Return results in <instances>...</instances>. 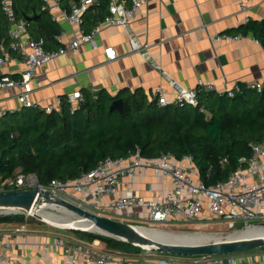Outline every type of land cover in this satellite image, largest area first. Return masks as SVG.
<instances>
[{"label":"crops","instance_id":"0c3cea01","mask_svg":"<svg viewBox=\"0 0 264 264\" xmlns=\"http://www.w3.org/2000/svg\"><path fill=\"white\" fill-rule=\"evenodd\" d=\"M67 5V0H61L62 7ZM52 13L56 19L53 20L48 12L50 19L57 24L58 31H63L64 41L85 31L83 24L66 22L59 10ZM100 21L91 26L99 23L95 46L82 44L37 69L30 98L39 106L53 103L56 96L65 99L75 90L82 95L101 90L110 95L122 90H141L150 99L157 87L171 94L170 80L192 88L200 78L213 84L215 91L231 88L234 84L264 81V0L147 1L137 10L131 27L139 40L149 44V59L129 50L127 35L121 26ZM106 46L114 49L113 59L105 55ZM2 47L10 56L2 72L18 76L23 65L19 55L10 50L9 38ZM45 47L51 49L46 40ZM18 91L17 87L0 89V114L23 108L17 100ZM122 179L123 183L128 181L127 177ZM132 182L134 194L158 201L174 187L170 177L155 176L150 170L139 171ZM123 183L114 195L103 197L100 214L126 221H143L144 206H137L130 212L110 208L111 199L125 194ZM74 194L80 203L91 206L89 198ZM20 224L0 223V248L22 264H72L64 251L65 245L93 240L100 243L98 239L82 240L74 233V236L57 234L32 223H25V231H15ZM3 243L9 246L3 247ZM246 255L252 257V254ZM76 264L87 263L79 257Z\"/></svg>","mask_w":264,"mask_h":264},{"label":"trees","instance_id":"16d2710c","mask_svg":"<svg viewBox=\"0 0 264 264\" xmlns=\"http://www.w3.org/2000/svg\"><path fill=\"white\" fill-rule=\"evenodd\" d=\"M13 3L17 17L29 18L28 34L46 40L49 48L55 47L53 36L58 26L41 9L42 1ZM107 5L108 0H99L87 11L85 31L102 19ZM8 27L0 7L2 45L8 41ZM116 98L122 100V112L109 109ZM0 122V183L18 174H34L41 185L52 179H75L106 157H125L138 151L141 157H157L162 152L178 159L191 155L201 181L211 185L225 180L238 167L240 157L251 155L250 143L264 139V90L257 92L240 84L231 97L199 90L193 106H159L141 90H122L115 95L101 90L84 93L72 113L64 100L60 110L26 107L5 113ZM8 189L17 188L9 184L0 188ZM34 222L35 218L19 213L0 215V223ZM68 230L82 240L98 239L107 249L145 251L110 236Z\"/></svg>","mask_w":264,"mask_h":264},{"label":"built area","instance_id":"2783aa9c","mask_svg":"<svg viewBox=\"0 0 264 264\" xmlns=\"http://www.w3.org/2000/svg\"><path fill=\"white\" fill-rule=\"evenodd\" d=\"M41 9L49 12L53 20L56 16L52 13L59 10L63 19L68 23L78 26L83 24L87 11L99 4V0H67V7L61 6V0H41ZM149 0H108L107 12L100 23L121 26L127 35L129 50L138 52L149 59L146 41H141L131 27L137 10ZM0 7L9 22L7 37L9 48L15 51L23 65L18 76L13 77L2 72V68L10 59L0 43V89L17 87V100L21 107L42 108L46 112L60 110L62 102H68L69 111L72 113L83 101L79 90L67 94L66 98L56 96L53 103L39 106L30 98L32 80L39 67L49 62L56 56L75 50L82 44L95 46L94 37L99 31V23L88 31H80L68 40L62 39L63 31L60 29L53 36L57 46L47 49L43 38L34 39L27 32V22L17 17L14 11L13 0H1ZM243 7V6H242ZM245 10V7H243ZM236 37V36H234ZM227 36V38H234ZM108 59L115 56L111 46L104 48ZM173 88L171 94L163 87L153 91V98L159 106H187L195 105L199 90L215 91L213 84L202 79L197 80L195 87H183L170 80ZM257 92L264 90V81L245 84ZM240 84L216 91L231 97L239 91ZM15 110L3 111L0 115ZM251 155L239 158L238 167L230 172L225 180L216 181L205 185L199 176V171L191 155L176 158L170 152H162L157 157H141L139 152L125 157H106L98 164L81 174L75 179H52L47 185L37 183L32 174H18L14 179H6L0 183V188L5 184L13 185L17 189L37 186L49 193L69 199L68 194L79 193L84 198H89L90 211L100 214L103 197H110L123 183L124 177L128 181L124 184L125 194L115 197L110 201V208L114 211L130 212L137 206H144L145 216L143 222L152 226L168 225L203 219L204 224L221 221L228 230L240 231L254 223L264 222V139L250 143ZM225 158L221 160L222 163ZM141 170H150L155 176L170 177L174 187L165 194L161 201L155 198L144 199L141 195L132 192V177ZM23 213V212H22ZM27 215V214H26ZM25 223L20 224L15 231H25ZM98 241L91 243L77 241L73 245H65L64 251L69 261L76 264L79 257L87 264H264V250L233 252L222 255L200 254L192 257L165 258L156 255V252L145 251L143 255H133L120 250L99 247ZM9 243H3V247ZM248 252V253H247ZM246 254H252V257ZM0 264H22L14 261L4 249L0 248Z\"/></svg>","mask_w":264,"mask_h":264},{"label":"water","instance_id":"95a60500","mask_svg":"<svg viewBox=\"0 0 264 264\" xmlns=\"http://www.w3.org/2000/svg\"><path fill=\"white\" fill-rule=\"evenodd\" d=\"M27 21L29 20L26 19ZM109 109L122 112V100L114 99ZM37 180V177L32 174ZM50 208L75 216L80 223L85 225H74L67 221V217L58 220H47L38 211ZM25 213L54 227L65 229H78L82 231L99 233L122 240L130 245L138 246L145 251L157 253H169L180 256L192 257L200 254H227L233 252L249 251L264 247V234L246 236L227 235L223 237H188L186 240L161 241L140 231V227L120 219L98 214L83 208L67 199L53 195L45 189L31 186L21 189L0 190V214L3 213ZM264 226V222L254 223ZM152 228V227H151ZM192 235L199 232H187Z\"/></svg>","mask_w":264,"mask_h":264},{"label":"rangeland","instance_id":"374dc122","mask_svg":"<svg viewBox=\"0 0 264 264\" xmlns=\"http://www.w3.org/2000/svg\"><path fill=\"white\" fill-rule=\"evenodd\" d=\"M0 125H1V122H0ZM67 197L69 198L67 200H69V201H71V202H73V203H75V204H77L83 208H86L88 210L90 209L88 206L80 203L81 201L78 200L79 198L77 199V196H75L74 193L68 194ZM42 210L50 211V212H53L57 215H59V214L65 215L64 213H62V211H57V210L50 209V208H44ZM3 214H15V213H3ZM19 214H23L25 217L30 216V215H26L25 213H19ZM0 215H2V214H0ZM201 220H203V219L200 218V219L196 220L195 222H192V221L182 222V223H180V222L179 223H173L172 222L168 225H160V226H152V225L146 224L143 221H136L134 219L127 220V221L123 220V221L129 222V223H132L135 225H139V226H146V227H148L150 229H154V230H164V232H170V233L181 234V235H188V234H183L181 232H194V231H196V232H199V233H201L203 235H207V236L223 237V236H227V235H230L233 233V230L232 231L228 230L227 226L224 223H222L221 221H217V222L205 225L204 221H201ZM32 224H34L35 227H39V228L43 227L42 229L46 228L47 230H52L54 233H57V234L60 232V233L71 235V236L73 235V233L70 232L68 229L54 227V226L47 224L41 220H37V222H34ZM177 232H180V233H177ZM68 244H70V243H68ZM99 246L100 247H106L103 242H100ZM254 250H264V247L256 248ZM144 252H142V251H137V252L129 251L128 253L135 254V255H143V254H145ZM150 253H152V252L150 251ZM155 254L156 255L159 254V256H162L165 258H171V257L174 258L175 257V258L184 259V256L174 255V254H169V253H157L156 252Z\"/></svg>","mask_w":264,"mask_h":264},{"label":"bare ground","instance_id":"6f19581e","mask_svg":"<svg viewBox=\"0 0 264 264\" xmlns=\"http://www.w3.org/2000/svg\"><path fill=\"white\" fill-rule=\"evenodd\" d=\"M38 213H40L42 215V217H44L47 220H58L61 221V218H65L67 217L68 219H66L67 221L71 222L74 225H85V223H80L75 216H71L69 214L64 213L65 215H57L53 212L50 211H46V210H42L40 209L38 211ZM140 231H142L144 234L151 236L155 239L161 240V241H179V240H187L188 237L190 238H194L198 236H202L203 234H195L192 235L190 233L187 232H181L183 234H188V235H181V234H175V233H170V232H164V230H154V229H150L148 227H140L139 228ZM180 233V232H177ZM254 234H264V226L262 225H253V226H249L244 230H240V231H236L233 232L230 235H234V236H246V235H254ZM204 237H207V235H203Z\"/></svg>","mask_w":264,"mask_h":264},{"label":"flooded vegetation","instance_id":"af4514ba","mask_svg":"<svg viewBox=\"0 0 264 264\" xmlns=\"http://www.w3.org/2000/svg\"><path fill=\"white\" fill-rule=\"evenodd\" d=\"M150 252V251H149Z\"/></svg>","mask_w":264,"mask_h":264}]
</instances>
